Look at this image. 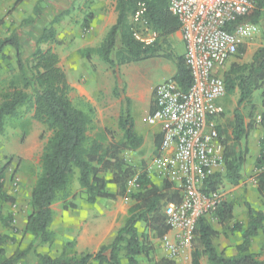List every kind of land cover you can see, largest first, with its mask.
Instances as JSON below:
<instances>
[{"label": "trees", "instance_id": "1", "mask_svg": "<svg viewBox=\"0 0 264 264\" xmlns=\"http://www.w3.org/2000/svg\"><path fill=\"white\" fill-rule=\"evenodd\" d=\"M139 2L146 4V12L140 22L134 23L132 18ZM252 2L253 9L240 17L237 24L260 25L264 33V0ZM36 9L38 16L40 7L37 6ZM115 10L116 24L105 35L99 47L81 53L87 59L93 54L98 56L111 69L115 79L113 94L118 97L123 95L129 106L125 86L119 78V67L150 58H172L167 38L179 30V23L169 12L166 0H116ZM148 31L157 35L150 45H144L135 39L134 33ZM34 36L33 34L32 37ZM55 40L53 26L42 28L35 38L33 52L24 57L15 31L0 39V135L3 133L5 120L22 117V109L31 112L32 118L49 133L40 157V171L30 193V214L24 226V232L33 238V242L27 250H16L7 256L4 246L13 239L0 236V264H122L123 258L126 264H139L140 258L151 263V245L146 235L139 233L137 224L142 222L158 238L162 237L170 231L162 208L179 203L182 194L167 180H162L157 185L145 172L137 177L138 188L129 197L133 203L111 244L101 247L96 253L77 254L71 250L73 243H68L57 258L36 254L34 262L26 261L29 250L35 244L51 243V206L56 202L65 203L73 197L75 186L85 193L86 203L90 205L97 199H115L126 195V182L136 175V168L126 161L123 153L134 151L142 144L128 108L122 110L119 118V128L122 131L119 141L115 142L114 135L106 129L94 132V110L89 105L82 109L76 107L69 97L71 88L59 66V58L50 46ZM8 49L14 52L15 72L8 79H2L3 66L9 59L6 54ZM174 59L176 73L172 80L182 90H187L191 77L184 57ZM5 66L9 68L11 65L7 63ZM222 77L225 96L238 92L233 110L232 145L228 149L223 141L224 171L216 172L205 180L201 188L205 193L218 191L224 181L231 185H237L241 181L240 172L245 155L240 144L251 126L245 124L241 107L250 104L252 94L257 90L263 89L264 98V47L258 48L248 63H232L227 71L222 72ZM248 118H252V114ZM261 126L264 130V115L261 116ZM217 128L222 137V132ZM159 144L157 139V149ZM237 148L240 152L235 151ZM255 168L259 171L256 190L264 198V137L259 141ZM4 170L5 167L0 169V202L5 204L12 199L3 188ZM109 184L116 186L115 194L107 192ZM245 207V226L240 222H235L231 228L227 226L233 219V206L230 203L223 201L214 214L221 228L240 233L241 240L235 247V256L225 257L217 252L213 240L218 231L208 224L207 218L201 217L195 225L191 264H201L202 258H206L208 264H264V260H260L250 250L252 239L264 230V214L248 204ZM63 208L72 209L73 206L69 204ZM2 222L9 227L11 217H6ZM154 264L177 263L162 258Z\"/></svg>", "mask_w": 264, "mask_h": 264}, {"label": "rangeland", "instance_id": "2", "mask_svg": "<svg viewBox=\"0 0 264 264\" xmlns=\"http://www.w3.org/2000/svg\"><path fill=\"white\" fill-rule=\"evenodd\" d=\"M44 2L47 0H0V39L8 37L11 32L15 31L18 35L20 43L22 45V54L24 57L29 56L34 50V41L37 37L38 33L42 28L47 27L48 25L35 24V26L31 23L32 17L31 12L35 11V7L39 6L42 9ZM81 4L80 0H73L70 3L69 9H73L75 7V12L79 11V5ZM37 11V9H36ZM75 14V13H74ZM73 15V14H72ZM77 18L79 17L78 14ZM69 25L60 23L57 25L60 30L58 37H60L61 42L64 41L62 35L69 36L73 38L72 41L78 43V39L80 34L85 36L87 33L85 28L83 27L80 30L79 26L75 23H72V29L69 30V33L65 30ZM33 27V29H32ZM32 29V30H31ZM66 31V33H65ZM247 36L244 38L243 44L239 47L236 55L227 62L221 72L227 71L232 63H248L255 51L264 47V33L260 25H246ZM35 35L32 37V35ZM171 46H176V40L173 39L170 41ZM81 52H79L80 54ZM7 56L9 59L5 61L2 70V79H8L15 72V64H14V52L10 49L7 50ZM83 55V53H81ZM62 61H60V68L62 71H66L69 78H73L75 82L81 86L86 91V95L80 97L77 95L74 96L71 101L73 104L82 109L86 105H89L94 110V121H95V130L94 132L100 129H106L110 131L114 135V141L117 142L122 137V131L119 128V118L121 116L122 110L128 108L129 115L131 119L135 123V129L140 131L141 127H145L142 123L143 119V109L140 108V105L127 104L124 101L123 95L115 96L112 93V88H110L111 84L115 82L114 76L111 74V69L100 60L101 65L105 71L104 73H108V76L105 77V74H96L95 66H92L93 75L91 76V82L89 84L86 83L85 74L81 71L79 67L78 57L77 55H71L68 57H64L61 55ZM9 63L11 65L7 68L5 65ZM125 76V77H124ZM162 75L158 72L148 74L147 80L155 82ZM119 78L123 82L127 80V75H123L121 71H119ZM102 83L105 85L103 89H98V84ZM125 86V83H122ZM110 86V87H109ZM108 88V89H107ZM110 88V89H109ZM101 89V90H100ZM110 90V93L107 91ZM71 93V92H70ZM69 94V97L71 96ZM238 98V92L230 96H225L220 98L218 102L221 106H223L224 114V125H223V136L222 139L225 143V147L230 149L232 145V124H233V110L236 107V100ZM263 89L257 90L252 94L251 102L249 105H245L241 107V113L244 117L245 124H251L250 128L247 130L250 131H260V140L264 137V130L261 126V116L264 115V103H263ZM21 114L22 117H14L8 118L5 120L3 133L0 135V169L5 167L4 170V180H3V188L7 196H9L12 200L7 203L0 202V236L8 237L13 239L6 242L4 248L6 250L7 256L12 255L16 250L18 252L25 251L28 249L30 243L33 242V238L24 232V226L26 223V218L30 214V206L29 199L30 193L34 186L36 177L40 171V157L42 154V150L44 147V143L49 136V133L46 131L45 127L36 122L32 116L31 112H25L22 109ZM252 114V118H248V116ZM245 139H242V144L240 145L241 151L244 152L245 157L247 156V151L245 152L246 144H244ZM137 150V149H136ZM134 151H127L123 153V157L126 159L128 163L133 165L136 168V175L131 177L129 180L136 179L139 174L145 172L153 180L157 185H160L162 177L157 172V167L155 166V156H151L148 159H141V154ZM237 152L238 149H235ZM150 153V152H148ZM244 157V163H247V158ZM243 167V165H242ZM224 165L222 163V167L220 173H223ZM259 171L255 168L252 171V175L249 178L251 183L255 188L257 185V175ZM128 180V181H129ZM127 181V182H128ZM126 182V190L128 188ZM241 182V181H240ZM239 184V183H238ZM237 184V185H238ZM231 185L229 182L224 181L222 184V188L219 189L223 193V201L226 203H230L234 207L233 200H230L229 192L231 187L237 186ZM138 188V186H137ZM131 190L130 193L125 192V196L121 197L122 201L119 203L115 201L116 205L127 206L128 208L132 205V201L129 198L131 194L136 192V189ZM74 196L69 198L65 203L56 202L59 204L62 210L63 206H68L69 204L74 207L73 200H78V202H82L86 204L85 193L78 189L75 186ZM235 195V194H234ZM241 203V202H240ZM263 203V200H261ZM55 204V203H54ZM264 204V203H263ZM242 208V217L245 218L244 222H247V213L244 207ZM165 206H163L162 210L164 212ZM244 209V210H243ZM245 211V212H243ZM11 217V225L9 227L4 226L2 220L6 217ZM237 218H233L228 222L227 226L230 228L236 221ZM61 220V218H59ZM208 224L216 230L215 225L218 222L216 218L210 217V219H206ZM213 221V222H212ZM211 222V223H210ZM244 222H242L244 224ZM59 221L55 219L53 214V221L50 226V230L53 233V239L50 244H35L32 249L29 250L26 261L34 262L36 254L48 255L53 258H57L61 256L62 250L64 246L68 243H73L71 250L75 252L74 242L73 241H65L58 232L59 229ZM220 227V226H219ZM137 229L140 234L146 235V239L152 248V255L158 257V253H162L171 260L176 261L178 264H191V253L194 250L193 238L190 244L184 248L177 256L174 258L169 256L167 251V246L169 244H174L177 242L178 238L173 235L171 238L163 235L158 238L157 235L148 229L145 224L138 223ZM218 235L214 238L213 243L214 247L225 257H232L236 254V244L233 238H223L228 231L223 228H219ZM171 232V230L169 231ZM176 233V232H175ZM260 233V232H259ZM239 234V233H237ZM240 235V234H239ZM250 250L253 254H255L260 260H264V230L261 231V234L256 238L254 237L251 241ZM204 262H206V258ZM139 264H148L145 258L139 259Z\"/></svg>", "mask_w": 264, "mask_h": 264}, {"label": "built area", "instance_id": "3", "mask_svg": "<svg viewBox=\"0 0 264 264\" xmlns=\"http://www.w3.org/2000/svg\"><path fill=\"white\" fill-rule=\"evenodd\" d=\"M169 12L179 23L184 45V61L191 84L182 90L173 80L156 85L153 105L144 121L160 128V144L155 166L162 179L172 183L182 194L177 204L165 206L166 224L178 238L167 246L174 258L193 238L201 217H214L223 202V193L201 191L205 180L220 172L223 163V139L217 119L224 109L218 102L225 97L222 68L238 52L247 36L240 17L253 9L252 0H166ZM146 12L139 2L133 15L138 23ZM154 32L134 33L144 45L156 39ZM127 193L137 188L136 179L127 182Z\"/></svg>", "mask_w": 264, "mask_h": 264}, {"label": "crops", "instance_id": "4", "mask_svg": "<svg viewBox=\"0 0 264 264\" xmlns=\"http://www.w3.org/2000/svg\"><path fill=\"white\" fill-rule=\"evenodd\" d=\"M72 1L73 0H47L46 3L44 2L40 12H37L39 13L38 16L36 14L37 7H35V11L31 12L32 21L30 22L34 26L35 24H47L48 26H53L56 40L53 44H50V46L59 58V66L60 61H62V54L64 57L77 55L79 67L85 74L86 83L89 84L91 82L90 78L94 74L92 66H95L96 74L103 73L105 74V77H107L108 73H104L105 67H102L103 65L98 56L93 54L90 59H87L84 54H79V52L97 49L108 31L116 24V0H80L81 4L79 5L78 12H75V7L69 9L68 5H70ZM76 14H78V18ZM60 23L69 25L65 29L68 33L69 30L72 29V23H75L79 26L80 30L84 27L87 34L85 36L80 34L78 43L72 41L73 38L62 35V37L64 36V41L61 42L60 37H58L60 30L58 29L59 27H57ZM173 39L176 40V46H171L170 41ZM167 40L172 58H150L119 67V71H121L123 75H127V80L123 81L125 83V96L129 99L130 104L140 105V108L143 109L144 114L142 123L144 124H146L144 121L146 115L154 108V87L165 81L172 80L176 73V62L174 58L178 56L184 57V45L179 31L170 35ZM155 72H158L162 76L155 82L147 80V75ZM64 73L71 88L70 95L73 94L74 96L77 95L80 97L86 95L83 86L77 84L72 77L69 78L66 71ZM98 85V89H103L105 87L101 82ZM110 86L109 87L112 88L113 93L115 82ZM108 92L110 93V90L107 91V93ZM74 96L71 95L70 99ZM217 125L220 131L223 132L224 117L221 116L217 119ZM135 131L142 139V144L136 152L141 154V159L151 158V156L157 152L156 140L159 139L160 141V128L158 126L153 127L145 125L144 128H140V131H137L136 129ZM260 135L261 132L258 130L246 133L244 144H246L247 149H245V152L247 151V156L244 157L247 158V163H243L240 172L241 182L237 186L231 187L229 190V192L232 193L230 195V200H233L234 202L233 218H237L236 221L241 224H243L242 222H244L245 218L242 217V208L240 210V208H238L239 206L244 207L246 210L245 205L248 204L254 210L261 211L264 214V198L259 196L256 188L252 185L253 183L249 180L256 159L259 155ZM222 137H224L223 133ZM237 152H240L239 149ZM106 190L109 194H115L117 188L115 185L109 184L106 187ZM261 200H263V203H261ZM115 201L119 203L122 201V198L97 199L92 205L87 203L83 204L81 201L78 202V200L74 199L72 201L74 207L68 210H62L58 203L51 206L55 219H57V222L59 221L58 225L60 230L58 232H60L65 241L74 242V249L77 254L96 253L101 247L108 246L113 242L117 230L121 227L123 220L127 217L129 209L128 205L118 206ZM59 218H61V220H59ZM207 218L210 219V217ZM246 224L247 222H244L243 225L245 226ZM211 225L215 226L216 230L220 228L219 225L217 226V223L215 225L211 223ZM227 231L226 235H223V238H233L237 245L241 240L240 233L236 231ZM175 234V231H171L166 233L165 236L171 238ZM260 234L261 232L257 234L256 238ZM162 258L168 257L159 252L158 257L154 255L153 261L147 263L154 264V262H157ZM122 264H126L124 258L122 259ZM201 264H206L204 259H201Z\"/></svg>", "mask_w": 264, "mask_h": 264}]
</instances>
